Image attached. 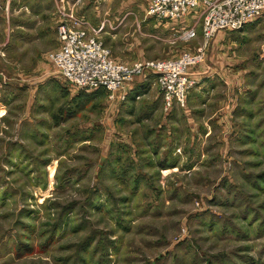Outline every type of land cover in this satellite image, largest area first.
Masks as SVG:
<instances>
[{
  "label": "rangeland",
  "instance_id": "1",
  "mask_svg": "<svg viewBox=\"0 0 264 264\" xmlns=\"http://www.w3.org/2000/svg\"><path fill=\"white\" fill-rule=\"evenodd\" d=\"M148 2L74 10L122 64L203 46L182 107L152 74L126 102L70 86L57 22L0 46V264H264V15L167 50Z\"/></svg>",
  "mask_w": 264,
  "mask_h": 264
},
{
  "label": "built area",
  "instance_id": "2",
  "mask_svg": "<svg viewBox=\"0 0 264 264\" xmlns=\"http://www.w3.org/2000/svg\"><path fill=\"white\" fill-rule=\"evenodd\" d=\"M58 8L56 39L58 47L48 53V59L62 78L71 86L83 90H104L113 101L118 92L133 85L136 78L152 74L157 83L165 109L184 106L186 96L195 87L188 73L191 67L203 63V46L194 52H183L175 58L136 61L131 65L116 62L95 30L79 17L74 8L67 9L65 0H55ZM88 0H74L81 6ZM95 1V0H92ZM193 13L201 19V35L208 42L216 33L237 31L264 15V0H150L146 16L162 22H177ZM182 39L196 38L195 28L183 31Z\"/></svg>",
  "mask_w": 264,
  "mask_h": 264
},
{
  "label": "crops",
  "instance_id": "3",
  "mask_svg": "<svg viewBox=\"0 0 264 264\" xmlns=\"http://www.w3.org/2000/svg\"><path fill=\"white\" fill-rule=\"evenodd\" d=\"M54 1L55 0H0V46L4 47L10 44V38L13 40L12 43L21 41V44L38 41L36 38H39L44 30L40 28L39 25L43 26V24H47V27L51 28L56 25V22L58 23V8L56 7V1ZM133 1L135 0H125L127 4L133 3ZM91 2L93 1H85L78 9L84 8V6ZM73 4L74 0H65V7L67 9L74 8L75 6H73ZM76 11V14L84 20V17L78 13V10ZM148 19L149 22L146 24L145 29H147L148 36L152 38L151 41L155 43L156 46L165 45L167 50H169L171 45H175V43L178 42V38L183 31L193 27L196 30L197 36L191 41L194 42L197 38L202 39L201 19L198 13H193V15H189L177 22L167 20H162V22H160L149 17ZM103 26L104 24H102L100 28ZM57 47L58 44L52 51ZM190 77L193 81H199V68L195 69V72L191 73ZM153 83L157 85L155 79L152 84ZM130 91L133 92L132 86H129L123 93L118 92L113 101H129L130 95L132 98Z\"/></svg>",
  "mask_w": 264,
  "mask_h": 264
},
{
  "label": "trees",
  "instance_id": "4",
  "mask_svg": "<svg viewBox=\"0 0 264 264\" xmlns=\"http://www.w3.org/2000/svg\"><path fill=\"white\" fill-rule=\"evenodd\" d=\"M98 91H100V92H104V90L102 89V90H98Z\"/></svg>",
  "mask_w": 264,
  "mask_h": 264
}]
</instances>
